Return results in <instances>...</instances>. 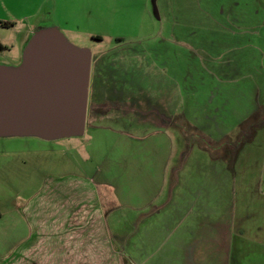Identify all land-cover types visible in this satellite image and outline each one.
Here are the masks:
<instances>
[{
	"label": "rangeland",
	"instance_id": "obj_1",
	"mask_svg": "<svg viewBox=\"0 0 264 264\" xmlns=\"http://www.w3.org/2000/svg\"><path fill=\"white\" fill-rule=\"evenodd\" d=\"M7 9L0 2V15ZM0 21L11 23L0 25V64L17 65L27 40L44 26ZM44 25L96 57L91 69L104 83L96 99L133 97L102 120L88 110L93 120L81 137L51 145L0 138V206L17 194L9 203L20 208L44 182L68 184L72 175L69 183L81 177L95 186L120 264H264V0H77L74 8L57 6ZM170 110L174 126L162 131L172 155L150 159L151 136L161 129L156 114ZM32 148L45 151L33 159ZM147 168H163L160 185L141 183ZM156 185L162 197L155 203L174 187L182 203L191 197L199 204L204 196L210 207L225 188L228 201L241 204L244 236L230 232L228 209L227 231L218 237L214 230L209 240L210 249L217 243L221 249L191 256L186 245L202 247L203 231L196 230L193 243L181 241L177 249L170 240L168 257L160 255L148 240H157L160 215L169 218L170 210L142 206Z\"/></svg>",
	"mask_w": 264,
	"mask_h": 264
},
{
	"label": "crops",
	"instance_id": "obj_2",
	"mask_svg": "<svg viewBox=\"0 0 264 264\" xmlns=\"http://www.w3.org/2000/svg\"><path fill=\"white\" fill-rule=\"evenodd\" d=\"M76 1L0 0V2L9 5V9H7L8 15L6 13L5 15H0V19L8 21L20 20V22L29 24L32 27L34 25L46 26L44 24L52 18L57 11V6L61 10L66 7L68 9L74 8ZM64 2L66 5L63 4ZM71 12L74 11L72 10ZM97 76L99 77L97 71H92L90 74L87 111H96L100 116L99 119L102 120L109 117L108 109L110 108L124 111L122 103H126L125 100L133 97V95L121 96L118 102H116V99L109 102L102 99L99 100V98L96 99L101 93L99 88L104 86V83L99 84ZM100 79H103V77L101 76ZM161 113L158 112L155 119L161 129H159L160 131L157 134L151 136L156 140V144L150 147L152 153L149 152V155H147L150 159L153 156L156 161L168 159L173 152L170 137L166 132L162 131H168L174 126L170 115L171 110L168 115H162ZM137 119L141 120L140 117ZM89 120L92 121L93 119L89 118ZM89 120L88 116H86V125ZM91 131L96 134L95 128L91 129ZM10 138L36 139L33 141H38L39 145H51V141H43L37 138ZM46 147L44 146V148ZM31 151V156L36 159L39 157V152H44L45 149L36 150L32 148ZM2 159L4 158L0 159V172L4 171ZM23 162L25 163L24 160ZM140 173L143 174L141 183H145L150 188L154 187L152 186L153 183H159L160 185L166 172L164 173L163 168L158 170L147 168ZM71 177L74 176H68V184L61 183V180L54 181L52 184L44 182L32 194L27 196L25 203L20 208L14 205L11 206L9 203L12 198L17 197V194L10 197L8 205L3 208L0 206V264L121 263V259L117 257L118 250L113 247L111 242L109 230L104 219L102 203L96 198L95 186L83 183L81 177H75L77 179L73 183H69L72 181ZM184 177L186 176L184 175ZM201 177L203 178V185H205L207 177L205 175ZM159 185H156L155 189L142 200V206L145 208L152 206L151 208L154 209L161 205L162 207L160 208L162 210L166 208L170 210L171 215L169 218L165 216L166 212L160 215L161 218L158 221L161 224L162 233L156 236L157 240L155 239L153 242L148 240V245H153L155 250L160 249V255L165 252L168 257L170 240L175 241L177 249L180 247L179 243L181 241L190 240L193 243V233L196 230L203 231L202 242L199 243L202 247L199 249L198 245L196 247V245L193 246L190 243V246L189 244L186 245L191 256L200 254V251H202L206 252V254L203 253V256L208 257V252L213 248L215 250L221 249L222 246L219 243L210 249L209 240L214 230L218 237L227 231L228 209H234L233 225L228 227L230 232L238 240H241L244 236V232L247 230V228L244 229V222L247 221H243V215L240 214L241 204H238L235 200L233 203L228 201L225 188L220 189L217 200L214 199L212 201L213 207H210L211 200L207 199L205 202L204 196L199 204H196L191 197L186 203H182L183 196H177L173 191L174 187L171 188V191L166 196V200L155 203L162 197V192H160L162 188H159ZM215 196H217V193H215ZM221 209L222 211H220ZM249 218L247 217L246 220ZM211 219H213V224L210 222ZM165 223L166 227H163ZM212 225H215L216 228H212ZM168 226H171V228H168Z\"/></svg>",
	"mask_w": 264,
	"mask_h": 264
},
{
	"label": "water",
	"instance_id": "obj_3",
	"mask_svg": "<svg viewBox=\"0 0 264 264\" xmlns=\"http://www.w3.org/2000/svg\"><path fill=\"white\" fill-rule=\"evenodd\" d=\"M91 52L54 25L36 29L17 65L0 64V138L81 137L87 116Z\"/></svg>",
	"mask_w": 264,
	"mask_h": 264
},
{
	"label": "trees",
	"instance_id": "obj_4",
	"mask_svg": "<svg viewBox=\"0 0 264 264\" xmlns=\"http://www.w3.org/2000/svg\"><path fill=\"white\" fill-rule=\"evenodd\" d=\"M11 23L10 22H4V21H0V25L2 26H9ZM3 46L0 44V50H2Z\"/></svg>",
	"mask_w": 264,
	"mask_h": 264
},
{
	"label": "flooded vegetation",
	"instance_id": "obj_5",
	"mask_svg": "<svg viewBox=\"0 0 264 264\" xmlns=\"http://www.w3.org/2000/svg\"><path fill=\"white\" fill-rule=\"evenodd\" d=\"M95 58H96V57H93V56L91 55V63H92V61L95 60ZM91 72H92V69H90V74H91Z\"/></svg>",
	"mask_w": 264,
	"mask_h": 264
}]
</instances>
